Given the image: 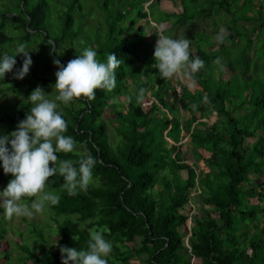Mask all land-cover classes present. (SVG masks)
Segmentation results:
<instances>
[{
  "label": "trees",
  "instance_id": "obj_1",
  "mask_svg": "<svg viewBox=\"0 0 264 264\" xmlns=\"http://www.w3.org/2000/svg\"><path fill=\"white\" fill-rule=\"evenodd\" d=\"M144 1L147 0H102L103 4L98 5L106 13L107 28L103 38L96 28L92 42L98 59L106 61L107 55L115 52L121 60L115 70L116 86L97 89L94 97H76L70 104L62 105L61 110L68 122L65 135L73 136L97 158L93 174L99 184L70 195L61 187L64 180L59 172L49 177L47 188L60 195L59 203L50 205L51 212L54 219L62 217L63 221L58 224V240L54 239L45 254L51 261L43 264H62L61 245L87 249L95 231H101L113 243L109 264H132L130 260L135 254L143 255L146 264H264V0L254 16L247 12L253 0H201L202 5L211 3L208 10L195 0H179L183 5L180 13L153 6L146 11ZM5 2L0 0V13L5 19L0 21V48L14 52L11 44L15 41L28 45L43 34L44 41L40 44L53 67H57L55 59L63 64L72 59L60 50L63 46L71 48L72 39L82 32V23L72 13L73 6L82 0H70L68 6L59 10L53 7L52 11L46 0H19L20 10L11 13L4 8ZM190 5L194 7L191 14ZM51 12L57 14L55 22L50 20ZM225 14L233 16L226 24L231 33L226 34L223 42L217 41V50L208 38L216 34L202 36L193 32L189 38L190 50L196 44V35L203 41L192 52L208 68V73L197 72L203 94L193 95L191 100L187 93L180 96L177 104L158 95L157 90L150 98L151 103L142 105L140 98L145 91L141 86L135 89L136 95L129 92L141 73L151 79L156 72L153 51L142 46L150 16L162 23L182 25H187L191 18L217 16L220 19L215 18L213 26L218 28V21ZM140 19L146 24L135 27ZM241 20L247 21L246 28L233 29ZM168 30L163 29L165 34ZM237 37L243 62L240 70L232 65ZM82 42L76 55L87 46ZM251 43L258 45L248 54ZM217 58L222 68L215 75ZM22 62L17 55L13 71ZM38 68L30 67L25 76L29 89L55 84L56 77L43 78L39 75L44 73ZM186 77L190 79V75ZM32 78L42 83L38 85ZM20 80L11 72L0 78V84L27 97L9 104V109L0 108V135L14 130L33 106ZM206 97L204 106L211 104L217 115L213 123L203 120L206 109L200 100ZM118 98L126 101V111L119 115L128 124V130H118L122 141L113 146L103 112L108 106L115 109ZM180 111L188 117L178 115ZM185 137L209 152L204 161L207 171H197V166L182 157ZM249 138L253 140L249 142ZM58 155L60 159L78 161L80 153ZM180 170H186L185 180L173 174ZM9 174L0 168L1 181L8 183L12 178ZM194 179L206 191L202 204L209 209L204 215H197L188 228L190 216L183 206L192 198ZM213 212L218 214L219 221L212 217ZM187 235L189 248L183 243ZM136 238L140 242L135 246ZM40 240L44 241L42 234ZM21 248L28 252L29 259L42 264L40 256L34 257L27 247Z\"/></svg>",
  "mask_w": 264,
  "mask_h": 264
},
{
  "label": "clouds",
  "instance_id": "obj_2",
  "mask_svg": "<svg viewBox=\"0 0 264 264\" xmlns=\"http://www.w3.org/2000/svg\"><path fill=\"white\" fill-rule=\"evenodd\" d=\"M156 33L159 38L153 54L154 66L161 77L167 79L181 73L191 75L204 66L205 61L190 50L191 39L166 35L163 26ZM226 34L227 28L221 27L216 39L223 42ZM31 50L20 42L14 52L0 51V78L4 79L9 72L17 79L24 78L33 63ZM18 54H22V66L13 71ZM97 57V51L88 46L66 64L55 59V97L50 98V93L42 86L34 88L28 95L33 106L25 118L14 130L0 135V166L4 173L12 174L7 185L0 190V209L7 217H32L43 213L49 205L58 204L60 195L47 190L49 177L57 172L63 176L62 189L70 195L87 189L94 182L93 169L97 158L87 148L80 150L79 142L73 136L65 135L68 122L60 109V102L68 105L76 97H94L97 89L116 86L115 70L121 60L115 52L109 53L106 61ZM77 151L80 153L78 161L60 159L58 155ZM24 197L35 198L27 202ZM112 249V241L101 231H95L90 235L87 249L61 245L62 264H109Z\"/></svg>",
  "mask_w": 264,
  "mask_h": 264
},
{
  "label": "rangeland",
  "instance_id": "obj_3",
  "mask_svg": "<svg viewBox=\"0 0 264 264\" xmlns=\"http://www.w3.org/2000/svg\"><path fill=\"white\" fill-rule=\"evenodd\" d=\"M2 1H6L4 8L5 7L9 8L10 11L9 13L18 12L20 10L17 4V1L19 0H2ZM46 1L49 3L50 10L52 11L53 7L54 9L59 10L62 8V6L65 5L68 6L70 0H46ZM260 1L262 2L263 0H253L250 9L247 11L250 16H254L257 14V9ZM144 2L145 3H143V9H145L146 11L150 6H153L155 9H167L173 11L174 13H180L183 10V5L179 0H147ZM195 3L199 4L200 6L206 5L205 10L212 8V5L209 1L205 2L203 5L201 0H195ZM102 4H103L102 0H82L80 4L78 3L73 6V10H72L73 16L75 18H78L77 20H79L82 23L81 26L82 32L80 35L77 34L76 37L72 39L73 46L71 48H68L67 46H63L60 51L67 52L69 56L73 58L80 47L79 44L80 43L83 44L82 41H84L87 44L86 47L91 46L94 49H96L92 42L94 37L97 35L96 28H98V33L102 36V38L107 28L106 13L103 9H101V7H98V5H102ZM238 8L239 5L236 6V9ZM193 10L194 7L191 6L189 14H191ZM217 16H220V14ZM217 16H215L216 19L218 18ZM56 17L57 14L51 12L50 20L55 22ZM231 17H233L232 14L229 15L225 14L224 17L220 21H218V28L213 26V21H215V18L214 19L212 17L203 18L201 16L197 17L196 19L191 18V20L188 21L187 25H182V23L172 24L171 21L162 23V21L158 19L155 20L150 16L149 17L150 24L147 23V25H145L146 24L145 21L140 19L139 21L137 20V22L135 23V27L139 25H145L146 34L144 41L142 43L144 45H147L152 50H155L156 41L159 38L156 31L161 26H163V29L168 27L169 32L166 35H172L174 37L186 36L187 38H191L193 32H197V34H202V36H205V33H212L215 35L219 32V29L221 27L227 28L226 24L228 22V19H230ZM219 19L220 18H218V20ZM2 20L5 19L0 13V21ZM6 21H8V19H6ZM246 23L247 21L244 20L238 21L233 26V29H237V28L242 29L241 27L246 28L245 27ZM9 25L12 26V23L9 22ZM74 31L76 32V29ZM19 33L20 32H18V36ZM227 33H231V30L228 28H227ZM260 33L261 32H259L258 34ZM14 34H16V32H14ZM130 35H132V32H130ZM43 38H44L43 34H41L38 35L36 39H33L30 43L27 42L28 47L30 49H33L30 52L33 61L30 67H33L34 69L36 67L37 68L39 67L38 70L42 71V74L44 73L43 75H39V76H42L43 78L46 77L52 79L53 77H56L55 73L57 71V67L52 66L51 58L46 54L45 50L41 47L40 43L44 41ZM208 38L210 39L209 41L211 45L215 43L212 46V48L216 47L215 49L217 50L218 40L216 39V36L209 35ZM195 39H196L195 41L196 44L194 43L193 44L194 47L191 48V51L193 53L195 50H197V47L201 46V44L203 43V41L200 40V35H196ZM235 40L237 41L238 45L235 44L236 48L233 50L232 65L234 66L235 69L239 68L240 70V68L243 65L242 58L240 56L241 41L239 40V37L235 38ZM16 45H17V41L11 44V46L14 49ZM226 45L229 46L227 43ZM250 45L251 46H249L248 54H250L258 44L251 43ZM0 51L9 52L8 49L2 47L0 48ZM81 51L82 50L80 49L79 54L81 53ZM18 55L22 58V54H18ZM245 59L248 61L247 55L245 56ZM214 64H215L214 68L213 67L212 68L214 69V74L217 75L218 73L217 71L221 70L222 64L217 61ZM225 66H227V64H225ZM199 71L208 73V68L204 65ZM199 73L196 72L190 75V79H187L186 74L183 73L175 75L171 78L164 79L159 75V70L156 68V72L153 78L151 79H149V77L145 75V73L144 74L141 73L140 77H138L136 80L137 83L130 87L129 92L132 95H136L135 89L141 86V89L145 91V95L140 98V102L142 103V105L146 103L148 104L151 103L152 99L150 98L153 97L152 96L153 93L157 90H159L158 95H161L169 102L177 101L176 103L178 104L179 103L178 99L180 98V96L185 97L187 93L188 95H190L189 99L193 98V95L203 94V90L201 89ZM32 81L38 85L42 83V81H39L38 79L35 78H32ZM28 83L29 82L26 77L20 80L21 86L25 89V91H28V95H29L32 92V90L28 88ZM44 90L47 93H50L49 94L50 98H54L55 95L57 94L55 85L51 83L46 85L44 87ZM24 94H20V93L15 94L14 90L8 89L4 85L0 84V108L9 109V104H12L14 101L21 100L24 97L25 99H27V97ZM118 99L119 102H117L115 109L108 106L107 108L104 109L103 112V119L106 122L107 134L109 136L110 143L113 146H116L120 141H122V136L120 135L118 130L124 132L128 130V124L124 122L122 116L119 115L120 113H124L126 111L127 106L126 103H124L126 101L123 102L121 98ZM200 101L203 104V107L206 109V113H204L203 120H208L210 121V123H213L217 119V115L213 111V108H211V104L204 106L205 98L201 99ZM62 105L64 104L60 102V109L62 108ZM177 113L178 115L179 113H181L184 119L188 117L187 113H185L184 111H180ZM253 138H249V142H251ZM78 148L80 150L83 149L80 144H78ZM181 149H182L181 150L182 157L185 158L190 164L197 166V171H202V172L207 171L206 169L207 167L205 166L204 163V161L210 156L207 149L196 147V145H194L192 140H190L188 137L183 140ZM77 153H79V151H77ZM1 167L2 166H0V168ZM211 170H213V168H211ZM173 174H178L182 180H185L187 177L186 170L174 171ZM98 184H99L98 180L94 178V182L90 183L88 187ZM6 185L7 182L0 180V190H2ZM47 190L53 191L48 188ZM83 190L85 189H81V191ZM190 194L192 195L191 200L183 206L185 207L184 208L185 213H187L190 216L189 219L187 220L188 228H190L194 224V219L197 215L199 216L204 215L205 210L209 209V207L207 206L203 207L202 204V198L206 195V191L204 190V188H202V186L198 182H196L195 179ZM34 198L35 197H33L32 199ZM24 200H26L27 202L31 201L29 197H25ZM253 202H257V200H253ZM212 217L219 221V216L217 213L213 212ZM62 221H63L62 217L54 219L50 205L45 208L43 213H37L32 217H24V216L7 217L3 213V210L0 209V264H36L32 259L28 258L29 257L28 252L22 249L21 246L27 247L31 252H33L34 257L40 256L42 258V264L47 261L50 262L51 258L46 257L45 254L50 250V245L53 244L54 239L58 240L57 238L58 224L59 222ZM41 234L42 236H44V241L40 240ZM189 239H190L189 235L184 237L183 243L186 246V248H189L190 245ZM139 242H140V238H136L134 245L135 246L138 245ZM248 252L250 253L251 250H248ZM130 261L132 264H146L143 255L135 254L133 255Z\"/></svg>",
  "mask_w": 264,
  "mask_h": 264
},
{
  "label": "crops",
  "instance_id": "obj_4",
  "mask_svg": "<svg viewBox=\"0 0 264 264\" xmlns=\"http://www.w3.org/2000/svg\"><path fill=\"white\" fill-rule=\"evenodd\" d=\"M142 46L143 47H148L147 45H144V44H142ZM149 48V47H148ZM151 49V48H150ZM152 50V49H151ZM153 51V53H154V50H152Z\"/></svg>",
  "mask_w": 264,
  "mask_h": 264
}]
</instances>
